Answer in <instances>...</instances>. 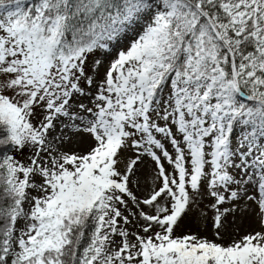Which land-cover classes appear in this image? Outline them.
<instances>
[{
	"label": "snow or ice",
	"instance_id": "obj_1",
	"mask_svg": "<svg viewBox=\"0 0 264 264\" xmlns=\"http://www.w3.org/2000/svg\"><path fill=\"white\" fill-rule=\"evenodd\" d=\"M0 264H264V0H0Z\"/></svg>",
	"mask_w": 264,
	"mask_h": 264
},
{
	"label": "rangeland",
	"instance_id": "obj_2",
	"mask_svg": "<svg viewBox=\"0 0 264 264\" xmlns=\"http://www.w3.org/2000/svg\"><path fill=\"white\" fill-rule=\"evenodd\" d=\"M30 153L27 150H24L23 153H16V158L27 163L28 157ZM205 204L209 203V201L205 200ZM203 206V205H202ZM233 218L229 217L227 225H226V231L224 234V242L227 243L229 240L232 239L233 236H236V238H239V235H243L246 232L253 231V230H260V222L258 218L256 217V214L252 211H249L248 213L244 214L243 216L237 214L235 217V222L233 223ZM202 225L195 219H189L184 222V224L177 230L178 234L183 232H196L200 231L202 235H208L211 237L212 230H211V220L209 219L207 221V226Z\"/></svg>",
	"mask_w": 264,
	"mask_h": 264
}]
</instances>
